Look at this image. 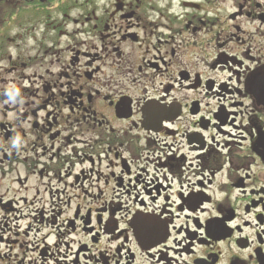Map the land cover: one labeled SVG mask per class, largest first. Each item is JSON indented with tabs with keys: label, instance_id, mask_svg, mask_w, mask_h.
Instances as JSON below:
<instances>
[{
	"label": "flooded vegetation",
	"instance_id": "af4514ba",
	"mask_svg": "<svg viewBox=\"0 0 264 264\" xmlns=\"http://www.w3.org/2000/svg\"><path fill=\"white\" fill-rule=\"evenodd\" d=\"M0 264H264V0H0Z\"/></svg>",
	"mask_w": 264,
	"mask_h": 264
}]
</instances>
